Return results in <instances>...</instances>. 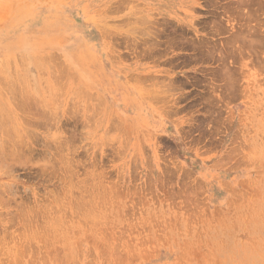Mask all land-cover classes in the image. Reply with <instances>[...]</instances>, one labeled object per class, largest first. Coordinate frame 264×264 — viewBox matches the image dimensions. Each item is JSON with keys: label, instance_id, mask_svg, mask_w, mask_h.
<instances>
[{"label": "rangeland", "instance_id": "1", "mask_svg": "<svg viewBox=\"0 0 264 264\" xmlns=\"http://www.w3.org/2000/svg\"><path fill=\"white\" fill-rule=\"evenodd\" d=\"M263 32L264 0H0V264H264Z\"/></svg>", "mask_w": 264, "mask_h": 264}, {"label": "bare ground", "instance_id": "2", "mask_svg": "<svg viewBox=\"0 0 264 264\" xmlns=\"http://www.w3.org/2000/svg\"><path fill=\"white\" fill-rule=\"evenodd\" d=\"M246 32H247V30H246ZM246 32H245V33H246ZM240 33H241V35L243 34L242 32H240ZM249 33H250V32H249ZM253 33H254V32H253ZM256 33H257V32H256ZM263 33H264V32H263ZM261 34H262V33H261ZM244 35H245V34H244ZM262 35H263V34H262ZM242 36H243V35H242ZM247 36H248V33H247L246 37H247ZM256 36H257V35H256ZM232 37H233V36H232ZM257 37H258V36H257ZM257 37H256V38H257ZM262 37H263V36H262ZM237 38H238V37H237ZM239 38H240V37H239ZM247 39H248V38H247ZM247 39H246V40H247ZM259 39H260V38H259ZM254 40H255V39H254ZM231 41H232V40H231ZM242 41H243V40H242ZM231 45H232V44H231ZM239 48H240V47H239ZM245 48H246V47H245ZM241 50H242V49H241ZM239 51H240V50H239ZM240 52H241V51H240ZM227 53H228V52H227ZM229 53H230V52H229ZM240 55H241V54H240ZM36 59H37V58H36ZM3 61H4V60H3ZM260 61H261V60H260ZM37 63H38V62H37ZM10 64H11V63H10ZM35 64H36V63H35ZM39 64H40V63H39ZM37 65H38V64H37ZM10 66H11V65H10ZM226 66H227V65H226ZM36 67H37V66H36ZM13 69H14V68H13ZM13 69H12V70H13ZM25 69H27V66H26ZM223 69H225V68H223ZM228 70H229V67H228ZM13 71H14V70H13ZM229 71H230V70H229ZM2 72H3V71H2ZM11 72H12V71H11ZM226 72H227V71H226ZM12 73H14V72H12ZM24 73H25V72H24ZM14 74H15V73H14ZM25 74H27V73H25ZM223 74L225 75L226 73H223ZM223 74H222V75H223ZM229 74H230V73H229ZM16 75H18V73H17ZM16 75H15V76H16ZM3 76H4V75H3ZM18 76H19V75H18ZM22 76H23V74H22ZM26 76H27V75H26ZM4 77H5V76H4ZM4 77H3V78H4ZM7 77H8V76H6V78H7ZM23 77H24V76H23ZM223 77H224V76H223ZM223 77H222V78H223ZM226 77L229 78L228 75H227ZM230 77L235 78V77H233V76H230ZM3 78H1L0 80H2ZM11 78H12V77H11ZM20 78H22V77H20ZM14 79H15V78H14ZM10 80H11V79H10ZM23 80H24V79H23ZM233 80H234V79H233ZM233 80H231V82H232ZM3 81H5V78H4ZM3 81H2V82H3ZM11 81H12V80H11ZM223 81H224V80H223ZM228 81H229V80H228ZM4 83H6V81H5ZM6 84H7V83H6ZM222 84H223V83H222ZM226 84H227V83H226ZM226 84H225V85H226ZM9 85H10V84H9ZM12 86H14L13 83H12ZM24 86H25V84H24ZM28 86H29V85H28ZM22 87H23V86H22ZM26 87H27V86H26ZM229 88H230V87H229ZM232 88H233V87H232ZM18 89H19V88H18ZM23 89H24V88H23ZM16 90H17V89H16ZM28 90H29V89H28ZM28 90H27V91H28ZM23 91H24V90H23ZM28 92H29V91H28ZM12 93H13V92H12ZM17 93H19V92H17ZM25 93H27V92L25 91ZM19 94H20V93H19ZM19 94H18V95H19ZM23 94H24V93H23ZM13 95H14V94H13ZM13 95H11V96H13ZM20 96H21V95H20ZM20 96H19V97H20ZM30 96H31V93H30ZM35 96H36V95H35ZM27 97H28V96H27ZM13 98H14V97H13ZM34 98H35V97H34ZM38 98H39V97H38ZM10 99H11V98H10ZM16 100H18V98H17ZM20 100H21V98H20ZM24 100H25V99H24ZM24 100H23V102H24ZM33 101H34V100H33ZM26 102H28V101H26ZM19 103H20V102H19ZM21 103H22V102H21ZM24 103H25V102H24ZM25 104H26V103H25ZM37 104H38V103H37ZM39 105H40V104H39ZM42 105H43V104H42ZM15 107H16V104H15ZM32 107H33V106H32ZM1 108H2V107H1ZM23 108H24V107H23ZM29 108H30V107H29ZM42 109H43V108H42ZM22 110H23V109H22ZM22 110H21V111H22ZM24 110H25V109H24ZM21 111H20V112H21ZM33 111H34V110H33ZM3 112H4V111H3ZM1 115H2V113H1ZM30 116H31V115H30ZM30 116H29V117H30ZM21 117H22V116H21ZM29 117H28V118H29ZM31 117H32V116H31ZM5 118H6V117H5ZM1 119H2V118H1ZM24 119H25V118H24ZM10 120H11V119H10ZM28 120H29V119H28ZM1 121H2V120H1ZM29 122H30V121H29ZM29 122H28V123H29ZM28 123H26V124H28ZM2 124H3V123H2ZM29 124H30V123H29ZM31 124H33V123H31ZM4 125H5V124H4ZM4 125H3V126H4ZM7 125H9V124H7ZM12 126H13V125H12ZM5 127H6V126H5ZM9 127H10V125H9ZM13 127H14V126H13ZM7 128H8V127H7ZM11 129H12V128H11ZM4 130H5V129H4ZM6 130H7V129H6ZM6 130H5V131H6ZM11 131H13V130H11ZM6 132L8 133L9 131H6ZM31 132H32V131H31ZM14 133H15V132H14ZM14 133H13V134H14ZM3 134L5 135V133H3ZM28 136H29V135H28ZM22 138H23V137H22ZM2 141H3V140H2ZM2 141H0L1 144H2ZM8 141H9V140H8ZM3 142H4V141H3ZM11 142H12V141H11ZM13 142H14V141H13ZM24 142H25V141H24ZM9 143H10V142H9ZM19 143H20V141H19ZM4 144H7V143H4ZM14 144H15V143H14ZM17 144H18V143H17ZM11 145H12V144H11ZM2 146H3V144H2ZM18 146H19V145H18ZM7 147H8V146H7ZM23 147H24V146H23ZM2 148H3V147H2ZM2 148H1V149H2ZM4 148H6V147H4ZM17 148H18V147H17ZM6 149H7V148H6ZM14 149H15V148H14ZM2 150L4 151V149H2ZM7 150H8V149H7ZM18 151H19V149H18ZM15 152H16V151H15ZM16 153H17V152H16ZM16 153H15V156H16ZM1 154H2V153H1ZM1 154H0V155H1ZM11 155H12V154H11ZM11 158H12V156H11ZM13 158H14V157H13ZM13 158H12V159H13ZM15 158H16V157H15ZM1 159H4V156H3V158H1ZM5 161H6V160H5ZM8 161H10V160H8ZM1 162H2V161H1ZM0 164H1V163H0ZM4 164H5V163H4ZM2 165H3V164H2ZM9 165H11V164H9ZM84 182H85V181H84ZM78 185H79V184H78ZM74 203H75V202H74ZM91 203H92V202H91ZM87 204H88V203H87ZM74 205H75V204H74ZM92 205H93V204H92ZM78 206H79V205H78ZM88 207H89V206H88ZM93 209H94V208H93ZM85 210H86V209H85ZM88 210H89V209H88ZM74 212H75V211H74ZM74 212H73V213H74ZM85 212H86V211H85ZM87 212H88V211H87ZM25 213H26V212H25ZM90 213H91V212H90ZM20 214H21V213H20ZM26 214H27V213H26ZM26 214H25V215H26ZM88 214H89V212H88ZM25 215H24V216H25ZM80 215H81V213H80ZM92 215H93V214H92ZM92 215H91V216H92ZM258 215H259V214H258ZM26 216H27V215H26ZM74 216H75V214H74ZM81 216H83V214H82ZM31 217H32V216H31ZM26 218H27V217H25V219H26ZM89 218H90V217H89ZM88 220H89V219H88ZM81 221H84V220L81 219ZM81 223H82V222H81ZM82 224H83V223H82ZM57 226H58V225H57ZM57 230H58V229H57ZM63 230H64V229H63ZM59 231H60V230H59ZM63 233H64V232H63ZM65 234H66V233H65ZM56 236H57V235H56ZM30 238H31V237H30ZM49 238H50V237H49ZM58 238H59V237H58ZM58 238H57V239H58ZM65 241H66V240H65ZM28 249H29V247H28ZM256 249H257V248H256ZM212 256H213V255H212Z\"/></svg>", "mask_w": 264, "mask_h": 264}]
</instances>
